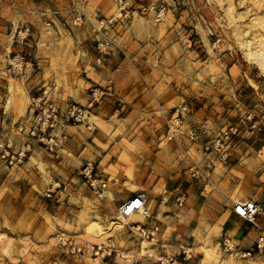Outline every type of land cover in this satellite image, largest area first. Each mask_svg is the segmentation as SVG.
Here are the masks:
<instances>
[{
  "label": "rangeland",
  "instance_id": "rangeland-1",
  "mask_svg": "<svg viewBox=\"0 0 264 264\" xmlns=\"http://www.w3.org/2000/svg\"><path fill=\"white\" fill-rule=\"evenodd\" d=\"M110 16L116 21L100 27L98 20ZM24 26L29 27L26 43L33 41V46L15 42ZM103 37L113 43L104 59L96 48ZM50 39H77V52L85 56L88 46L99 67L108 62L117 70L115 62L126 58L138 69L133 78L156 91L144 100L143 110L137 107L129 113L128 101L119 96L113 121L95 117L93 132L98 128L106 134L110 140L104 143L110 146L105 149L111 147L107 164L106 159L100 166L98 160H86L97 172L96 185L115 179L118 194L134 189L129 186L134 173L129 168L121 171V166L133 165L182 133L188 101L196 99L198 90L205 91L207 110L214 117L208 140L229 125L238 127L232 144L264 137V0H0L1 75L16 79L6 71L8 57L18 51L28 56L24 46L41 50ZM51 81L62 88L59 79ZM112 90L111 85L108 93ZM170 90L176 101H166ZM120 101L125 108L116 111ZM169 125L176 129L170 139ZM32 152L14 167L0 162V264H141L155 263L164 255H176L189 264L187 253L154 249L152 254L145 238L142 244L133 237L125 242L119 233L135 231L144 215L117 211L108 217L103 198L87 178L78 173L57 183L50 171L54 166ZM145 207L149 209L147 203ZM223 237L214 249L204 250L203 264H264V249L258 251L255 241L248 248L231 243L228 250ZM109 238L120 245L109 244ZM61 239L72 240L80 250ZM248 250L250 255H243Z\"/></svg>",
  "mask_w": 264,
  "mask_h": 264
},
{
  "label": "crops",
  "instance_id": "crops-1",
  "mask_svg": "<svg viewBox=\"0 0 264 264\" xmlns=\"http://www.w3.org/2000/svg\"><path fill=\"white\" fill-rule=\"evenodd\" d=\"M34 43L29 41L25 44L33 46ZM78 44L77 39H50L41 50L24 46L28 56L35 58L40 70L25 81L0 74V128L10 129L14 121L24 116L30 97L43 81L52 79L61 82L60 97L80 103L86 101L90 85L110 83L112 92L95 108V117L102 121L112 120V111L119 96L128 101L127 111L131 113L137 107L138 111L139 108L143 110L141 105L144 100L150 94L156 95L154 88L147 89L141 80L133 78L138 69H133L126 58L115 62L117 70H112L108 62L99 67L88 46L85 56L77 52ZM8 46L11 47V42ZM140 54L143 53L140 51ZM46 74L49 78H45ZM173 92L167 91L164 96L166 101L170 98L176 101ZM204 92L198 90L194 95L196 99L188 101L182 133L165 147H154V152L141 155L133 165L121 166V171L129 168L134 173L129 185L134 189L118 194L116 180L107 179L106 189L100 196L103 198L104 213L109 217L127 199L141 194L149 209L140 225L149 229L157 226L158 229L155 237L144 240L149 246L148 251L151 250L152 254L154 249L157 253L186 252L190 256L189 264H203L204 250L214 249L222 236L232 244L248 248L260 235H264V158L261 157L264 137L257 138L255 135L251 139L237 140L232 144L228 157L220 158L209 145L212 140H208L210 128L215 123L210 115L212 111L207 110L209 102ZM94 122L92 130L80 125L69 126L68 137L58 156L40 148L33 150L32 156L42 157L54 166V171H50L55 182L74 179L81 173L78 170L86 160H98V166L103 159L108 163L107 155L110 157L111 147L106 150L108 143L104 141L110 139L98 128L93 132L96 119ZM193 163L199 168V176L193 175ZM244 199L254 200L260 208L256 224L233 212V204ZM119 236L125 242H129L131 237L139 244L143 242L134 230L121 231ZM109 242L116 244L112 238ZM118 245L120 242L116 247Z\"/></svg>",
  "mask_w": 264,
  "mask_h": 264
},
{
  "label": "built area",
  "instance_id": "built-area-1",
  "mask_svg": "<svg viewBox=\"0 0 264 264\" xmlns=\"http://www.w3.org/2000/svg\"><path fill=\"white\" fill-rule=\"evenodd\" d=\"M77 18H80L78 16ZM116 21V17H102L98 20L100 27L112 25ZM29 38V27L19 28L15 42L23 44ZM113 43L103 37L96 42L97 51L103 55L109 54ZM100 58H98V61ZM6 71L9 75L25 81L35 76L39 71L38 64L30 57L21 53V51L12 53L6 64ZM111 90V84L108 83L104 87L90 86L88 88L87 98L84 103L76 102L70 98L60 97V86L55 81H43L38 90L30 97V101L26 108V113L21 118L11 124L10 129L0 132V162L7 167H14L22 163L33 151L34 147L40 146L54 156H58L67 137L68 127L72 125H80L88 130H92L95 126V108L104 98V95ZM125 103L120 101L116 111H122ZM175 128L169 125L168 138L174 136ZM238 134L236 125H229L221 130L212 140L211 149L218 152L220 158L225 159L228 156L233 139ZM194 168V169H193ZM193 175L199 176V168L196 163L192 165ZM84 178L89 180V185L97 192L98 196L102 195L105 182L101 181L96 185L97 172L93 171V165L87 161L81 170ZM182 199L179 200V203ZM258 204L252 199L238 200L233 204V212L252 224H256L255 218L259 213ZM124 216L132 213L147 215L148 210L145 207V199L141 194H136L127 199L118 210ZM135 231L142 238L151 240L157 226L149 229L145 225H136ZM62 244H68L72 249L80 250L72 240L61 239ZM223 246L225 249H232V245L228 239L223 238ZM255 248L260 251L264 249V235H260L255 241ZM100 247L95 250L98 253ZM250 250L244 252L243 255H250ZM186 253V252H185ZM141 264H183L181 258L176 255H164L159 257L155 263Z\"/></svg>",
  "mask_w": 264,
  "mask_h": 264
}]
</instances>
